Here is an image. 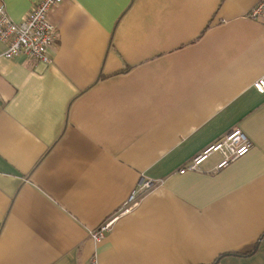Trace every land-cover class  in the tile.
Here are the masks:
<instances>
[{
	"label": "crops",
	"instance_id": "0c3cea01",
	"mask_svg": "<svg viewBox=\"0 0 264 264\" xmlns=\"http://www.w3.org/2000/svg\"><path fill=\"white\" fill-rule=\"evenodd\" d=\"M36 1L0 4L18 22ZM258 1L62 0L48 62L0 42V264H264ZM235 128L246 154L178 172Z\"/></svg>",
	"mask_w": 264,
	"mask_h": 264
},
{
	"label": "built area",
	"instance_id": "2783aa9c",
	"mask_svg": "<svg viewBox=\"0 0 264 264\" xmlns=\"http://www.w3.org/2000/svg\"><path fill=\"white\" fill-rule=\"evenodd\" d=\"M61 2L62 0H37L18 22L12 21L6 14L4 5L0 4V42L5 46L2 55L7 59L22 57L24 60L32 62H48L47 48L56 42L58 36L48 15L54 8H58ZM255 3L248 11L247 16L260 21L264 26V0ZM252 86L255 92L264 95V75L256 78ZM251 147V141L241 130L237 128L229 130L218 140L191 157L185 165L180 167L178 172L199 170L201 163L213 153L221 155L215 170L224 168L233 160L246 154ZM152 185L154 183L150 180L140 179L120 206L90 231V237L94 241L104 238L114 220L121 214L130 212L138 204L140 198L153 188ZM94 263H96L95 256L91 258V264Z\"/></svg>",
	"mask_w": 264,
	"mask_h": 264
},
{
	"label": "trees",
	"instance_id": "16d2710c",
	"mask_svg": "<svg viewBox=\"0 0 264 264\" xmlns=\"http://www.w3.org/2000/svg\"><path fill=\"white\" fill-rule=\"evenodd\" d=\"M217 259V258H216ZM214 259L213 262L209 263V264H217V260Z\"/></svg>",
	"mask_w": 264,
	"mask_h": 264
}]
</instances>
